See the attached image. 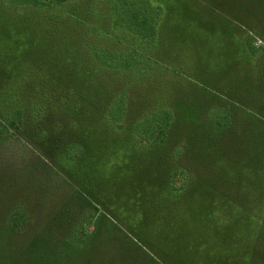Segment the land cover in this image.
Returning <instances> with one entry per match:
<instances>
[{
    "label": "rangeland",
    "instance_id": "rangeland-1",
    "mask_svg": "<svg viewBox=\"0 0 264 264\" xmlns=\"http://www.w3.org/2000/svg\"><path fill=\"white\" fill-rule=\"evenodd\" d=\"M14 1L0 0V28L22 41L20 15L30 9ZM153 1L168 11L165 28L178 45L158 76L164 94L157 95L174 103L173 138L184 151L181 163L193 170L189 182L178 183L177 192L161 188L162 157L137 154L130 144L113 154L92 136L93 155L103 150L104 157L76 166L70 191L64 176L46 170L41 150L9 134L0 139V264H264L262 2ZM241 40L258 49L252 62ZM141 84L142 90L151 85ZM218 93L243 103L229 108L237 118L221 136L205 114ZM90 188L103 202L91 222L81 220L93 232L83 242L70 227L92 212L79 207L92 201ZM23 203L29 215L13 232L3 221L25 212Z\"/></svg>",
    "mask_w": 264,
    "mask_h": 264
},
{
    "label": "trees",
    "instance_id": "trees-1",
    "mask_svg": "<svg viewBox=\"0 0 264 264\" xmlns=\"http://www.w3.org/2000/svg\"><path fill=\"white\" fill-rule=\"evenodd\" d=\"M257 1L264 8V1ZM14 3L30 10L20 15L26 34L22 41L13 39L8 28H0V139L12 134L29 141L41 150L39 159L46 170L57 178L64 176L68 187L69 182H75L76 166L104 157L103 150L93 155L92 136L101 146L109 143L113 154L116 147L130 144L137 154L144 150L162 157L165 180L161 188L182 190L177 184L188 183L193 170L181 163L184 151L173 138L174 103L169 98L161 101L157 95L164 94L157 85L158 76L170 67L167 55L178 46L168 38V11L162 2ZM240 46L252 62L258 49L246 48L242 40ZM187 59L182 58L188 64ZM143 79L151 85L142 90ZM209 102L206 119L221 136L237 118L229 108L237 109L242 102L230 101L220 93ZM86 191L92 201L85 200L79 207L89 205L92 212L70 227L74 239L83 242L91 239L93 232L80 225L81 220L91 218V222L103 202L93 189ZM21 207L25 212L3 221L13 232L21 229L26 222L22 218L29 215L24 203Z\"/></svg>",
    "mask_w": 264,
    "mask_h": 264
}]
</instances>
